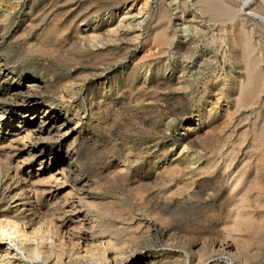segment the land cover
<instances>
[{
	"label": "bare ground",
	"instance_id": "bare-ground-1",
	"mask_svg": "<svg viewBox=\"0 0 264 264\" xmlns=\"http://www.w3.org/2000/svg\"><path fill=\"white\" fill-rule=\"evenodd\" d=\"M67 2L32 0L31 15L23 16V23L9 13L0 19V128L4 120L9 125L19 121L14 127L19 132L0 144V158L10 161L0 172V240L5 243H0V264H208L215 251L227 256L220 264H264V126L254 137L258 143L251 149L258 154L251 160L252 150L242 148L228 150L221 160L217 153L223 147L213 150L202 140L205 160L195 169L189 170L187 161L160 167L154 158H141L128 162L124 171L118 172L111 160L98 174L92 173L96 164L86 160L81 150L87 138L81 120L72 124L79 111L72 105L66 111L60 107L74 93L60 89L65 82L55 78L58 69L53 64H63L64 52L74 48L106 59L115 50L111 58L115 62L126 56L131 45L121 49L78 45L83 33L80 23L101 14V2L75 0L66 24L55 11ZM103 5L102 10L110 9L114 15L116 3ZM257 17L264 22V17ZM46 18L48 29L30 31ZM12 25L16 28L10 30ZM168 29L166 22L160 31L164 44L173 41ZM181 46L191 49L188 41ZM84 56L74 54L69 62L77 63ZM16 62L27 66H11ZM64 65L70 79L72 69ZM122 66L123 70L112 72L95 67L90 75L77 69L85 77L83 99L92 106L115 109L125 95L141 89L150 88L149 97L162 100L160 90L176 83L153 74L151 83L145 80L140 87L136 85L140 62L132 57ZM245 69L240 90L245 96L259 97L264 92V71L256 66ZM207 119L209 129L195 128L188 143L213 128L211 113ZM26 149L28 157L20 159ZM36 160L48 165L49 176H44L47 168L22 170ZM109 185L118 191L109 192ZM41 256L46 258L40 261Z\"/></svg>",
	"mask_w": 264,
	"mask_h": 264
},
{
	"label": "rangeland",
	"instance_id": "rangeland-1",
	"mask_svg": "<svg viewBox=\"0 0 264 264\" xmlns=\"http://www.w3.org/2000/svg\"><path fill=\"white\" fill-rule=\"evenodd\" d=\"M31 1L0 0V19L3 14L9 13L14 15L15 22L23 23V16L31 15ZM74 1L68 0L55 11L66 24L65 18L70 15ZM116 1L99 0L102 8L104 3H116L112 10L114 15L110 9L101 8V14L81 22L83 33L80 44H77L81 46L83 42L86 46L91 43L96 49H105L110 45L121 49L130 44L126 56L114 62L111 58L115 50L106 59L101 55L96 58L87 56L74 48L64 52L60 60L63 64H53L58 69L55 78H62L65 82V85L60 83V89L74 93L66 103L60 102V107L66 111L67 106L72 105L79 111L72 124L81 120L82 133L87 137L81 150L86 160L96 164L92 173L98 174L101 167L111 160L117 163L118 172L124 171L129 167L128 162L141 158H154L160 167L187 161L189 170L195 169L205 160L204 150L199 145L202 140L212 144L213 150L223 147L217 153L221 160H225L222 154L226 155L233 148L252 150L253 157L249 158V154L247 157L254 159L258 154L257 149H251L254 143H258L254 137L264 126V92L256 98L245 96L246 93L240 90V76L246 73V67L252 70L256 66L264 71V22L257 17H264V0ZM49 22L50 19L46 18L30 31L42 32L48 29ZM166 22L169 23L168 34L173 35L171 44L160 40V31ZM14 28L16 25L10 26V30ZM242 39L244 44H240ZM183 41H188L190 50L182 48ZM80 53L85 55L80 60L83 64L80 61L69 62V57ZM132 57L135 62H140L137 86L141 87L145 80L150 84L153 74H160L165 82L176 81L174 85L160 90L162 100L150 98V88L125 95L115 109L101 108V104L96 103L92 106L89 100L83 99L81 93L85 90V77L80 75L79 70H83L85 75H90L95 67L104 68L107 72L115 68L123 70V63L130 62ZM64 64H69L72 69L74 75L70 79H67L69 71ZM11 66L20 68L27 63L16 62ZM142 103L146 106H141ZM209 113L212 114L213 128L204 132L202 139L188 143L187 138L195 128H204L209 124ZM3 122L0 144L19 132L14 128L18 120L12 121L14 125H9L8 120ZM21 128L27 129V126ZM28 152L26 149L20 159L28 157ZM11 160L15 165L16 158ZM9 162L6 157L0 158V172L7 168ZM39 162L36 160L32 165L26 163L22 170L29 173L39 169L42 172L47 168L44 176H49L48 165ZM111 186L106 189L116 193L118 189ZM118 196L125 195L118 192ZM0 243L5 244L3 240ZM45 258L41 256L39 259L42 261ZM226 258L222 251H215L208 264H220Z\"/></svg>",
	"mask_w": 264,
	"mask_h": 264
}]
</instances>
